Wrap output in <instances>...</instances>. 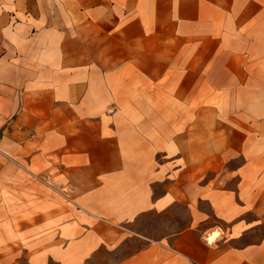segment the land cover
Wrapping results in <instances>:
<instances>
[{
	"label": "crops",
	"instance_id": "crops-1",
	"mask_svg": "<svg viewBox=\"0 0 264 264\" xmlns=\"http://www.w3.org/2000/svg\"><path fill=\"white\" fill-rule=\"evenodd\" d=\"M263 87L264 0H0V264H264V150L193 142Z\"/></svg>",
	"mask_w": 264,
	"mask_h": 264
},
{
	"label": "rangeland",
	"instance_id": "rangeland-1",
	"mask_svg": "<svg viewBox=\"0 0 264 264\" xmlns=\"http://www.w3.org/2000/svg\"><path fill=\"white\" fill-rule=\"evenodd\" d=\"M264 90V87H263ZM245 98L250 100V96L246 95ZM249 102H242L241 108H248ZM217 109V104L210 105V112L214 113ZM262 109L264 110V100L262 103ZM209 123V131L206 134L201 135L200 133H195L193 137L194 143H200L203 137L204 142L207 144V148L204 149L203 155L208 157L211 166L217 165L220 161L224 163L226 167L234 168L240 164L246 156H254L259 158L258 155L260 150H264V116L263 117H241V118H219L215 114H211L209 119H204ZM239 126L242 129V134L240 137L241 150L239 154L232 157H228V149L221 148V141L218 139V130L221 129V134L223 133V127L228 131L234 126ZM238 149H236L237 151ZM218 171L211 168L207 175L209 177L215 175ZM188 219V213L184 206H176L171 211L167 212H157L150 211L141 215L135 223L132 225L139 234L146 236L151 239L161 238L162 236L178 230L180 227L184 226ZM264 234V225L261 230L257 232V235ZM249 240L254 236H249ZM248 239V238H247ZM139 241L131 242L127 247V250L134 249L139 245ZM52 264H57L52 262Z\"/></svg>",
	"mask_w": 264,
	"mask_h": 264
}]
</instances>
